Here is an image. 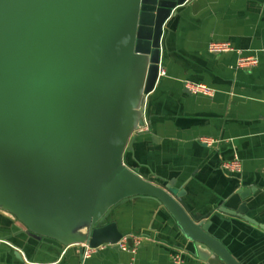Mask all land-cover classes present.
Masks as SVG:
<instances>
[{
  "label": "water",
  "instance_id": "obj_1",
  "mask_svg": "<svg viewBox=\"0 0 264 264\" xmlns=\"http://www.w3.org/2000/svg\"><path fill=\"white\" fill-rule=\"evenodd\" d=\"M187 1L0 0V212L32 237L119 249L129 235L131 245L152 234L120 229L114 210L147 198L197 259L243 264L209 228L231 221L218 212L263 228L247 214L251 188L237 190L236 209L194 211L173 178L156 183L125 159L145 126L163 24Z\"/></svg>",
  "mask_w": 264,
  "mask_h": 264
},
{
  "label": "crops",
  "instance_id": "obj_2",
  "mask_svg": "<svg viewBox=\"0 0 264 264\" xmlns=\"http://www.w3.org/2000/svg\"><path fill=\"white\" fill-rule=\"evenodd\" d=\"M211 40H229L236 51L209 53ZM160 46L165 74L147 96L145 126L134 132L125 159L156 183L173 178L194 211L236 209L242 201L237 190L251 188L247 214L263 228L218 212L231 221L216 220L209 230L243 264H264V0H188L164 22ZM237 50L255 55L257 64L235 68ZM184 80L214 92L189 93ZM202 136L216 141L207 145ZM233 155L241 161L235 175L221 167ZM114 217L120 229L152 237H143L134 252L104 245L86 264H170L174 250L183 252L187 264H206L192 255L190 241L155 201L131 200ZM82 250V244L34 238L0 212V264H80Z\"/></svg>",
  "mask_w": 264,
  "mask_h": 264
},
{
  "label": "built area",
  "instance_id": "obj_3",
  "mask_svg": "<svg viewBox=\"0 0 264 264\" xmlns=\"http://www.w3.org/2000/svg\"><path fill=\"white\" fill-rule=\"evenodd\" d=\"M233 50L236 51V49L233 48L229 40H211L207 44V51L212 54L233 51ZM257 61L258 60L255 55H242L240 54V52H238V56L235 60L234 67L241 68V69H249L255 66L257 64ZM164 74H165V71L162 68L160 61H159L156 81ZM183 87L189 93H201V94H206V95H212L214 92V89L211 88L210 86H207L204 83L193 82L190 80H184ZM148 94L149 93L145 94L143 112L146 106ZM200 140L201 142L207 145H211L216 141V139L214 138L205 137V136L200 137ZM221 167L222 169L226 170V172L230 174H239L241 171V161L237 155H233V157L230 158L229 160L223 161L221 163ZM128 236L129 235L122 236V238H120L117 241V246L122 251L134 252L135 249L140 245L143 237L131 236L132 242H131V245H128V242H127ZM104 245L111 246L110 244H102L97 247H90L86 243H82L83 250L81 253L80 264H86L91 254L96 249L103 247ZM170 264H187L185 258L183 257V252L180 250H175L171 255Z\"/></svg>",
  "mask_w": 264,
  "mask_h": 264
}]
</instances>
